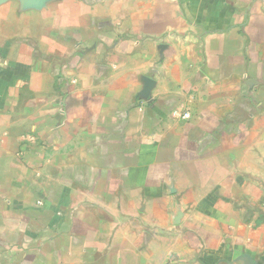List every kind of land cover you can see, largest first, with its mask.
Listing matches in <instances>:
<instances>
[{
	"label": "crops",
	"instance_id": "crops-1",
	"mask_svg": "<svg viewBox=\"0 0 264 264\" xmlns=\"http://www.w3.org/2000/svg\"><path fill=\"white\" fill-rule=\"evenodd\" d=\"M0 264H264V0H0Z\"/></svg>",
	"mask_w": 264,
	"mask_h": 264
},
{
	"label": "built area",
	"instance_id": "built-area-1",
	"mask_svg": "<svg viewBox=\"0 0 264 264\" xmlns=\"http://www.w3.org/2000/svg\"><path fill=\"white\" fill-rule=\"evenodd\" d=\"M172 115L174 117H177V118L181 119V120H187L191 116V114H190V112L188 110H178V109L174 110L172 112Z\"/></svg>",
	"mask_w": 264,
	"mask_h": 264
},
{
	"label": "rangeland",
	"instance_id": "rangeland-1",
	"mask_svg": "<svg viewBox=\"0 0 264 264\" xmlns=\"http://www.w3.org/2000/svg\"><path fill=\"white\" fill-rule=\"evenodd\" d=\"M39 203H40V204H43V202H42V201H40Z\"/></svg>",
	"mask_w": 264,
	"mask_h": 264
}]
</instances>
